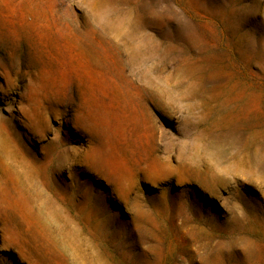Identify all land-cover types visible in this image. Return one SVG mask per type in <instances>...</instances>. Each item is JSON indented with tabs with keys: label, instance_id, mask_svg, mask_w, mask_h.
<instances>
[{
	"label": "rangeland",
	"instance_id": "374dc122",
	"mask_svg": "<svg viewBox=\"0 0 264 264\" xmlns=\"http://www.w3.org/2000/svg\"><path fill=\"white\" fill-rule=\"evenodd\" d=\"M0 264H264V0H0Z\"/></svg>",
	"mask_w": 264,
	"mask_h": 264
}]
</instances>
